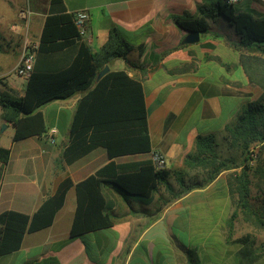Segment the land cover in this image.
I'll use <instances>...</instances> for the list:
<instances>
[{"label":"crops","instance_id":"obj_1","mask_svg":"<svg viewBox=\"0 0 264 264\" xmlns=\"http://www.w3.org/2000/svg\"><path fill=\"white\" fill-rule=\"evenodd\" d=\"M215 1L64 0L69 12H89L92 50L100 49L114 27L134 46L127 58H114L108 66L142 81L152 149L114 161H140L161 152L169 174L147 198L125 195L106 183L103 193L113 224L78 237L70 236L77 205L71 187L53 223L27 232L18 250L0 255V264H191V250L195 264H240L241 245L228 238L248 232L254 233L255 246L264 247V230L246 218V212L261 214L263 209L236 208L239 194L232 183L245 160L230 145L229 135L256 93L240 56L256 51L239 44L223 16L207 18L209 31L200 33L195 43L184 42L189 30L177 22L200 17L198 6ZM235 6L264 16V0H242ZM50 12L51 0H0V91L25 94L28 78L19 76L26 84L16 85L8 73L14 71L26 39L39 45ZM63 52H54V60ZM82 95L77 92L38 109L48 127L46 135L17 141L11 137L8 144H0L10 149L8 161L0 160V212L33 214L64 179L77 184L110 162L102 146L72 163L65 161L70 124ZM198 135H212L213 141L202 155L206 161L189 164L188 158L198 153ZM256 148L262 167L264 146ZM220 163L226 165L211 178ZM254 177L264 197V176ZM252 264H264V255Z\"/></svg>","mask_w":264,"mask_h":264},{"label":"trees","instance_id":"obj_2","mask_svg":"<svg viewBox=\"0 0 264 264\" xmlns=\"http://www.w3.org/2000/svg\"><path fill=\"white\" fill-rule=\"evenodd\" d=\"M198 9L200 17L177 19L179 26L203 33L210 28L207 18L223 16L237 34L242 47L257 52L264 45V17L257 15L253 9H238L226 0L200 5ZM133 48L114 27L100 49L92 50L83 40L74 15L67 11L64 0H51V12L41 32L35 67L27 80L25 94L17 97L8 91H0L1 117L13 127V141L30 136L42 137L48 133V127L43 113L38 109L52 100L70 98L77 92H83L70 124L69 144L63 154L65 161L72 163L102 146L107 150L110 162L77 184L69 177L64 179L56 193L45 198L33 214L13 209L1 211L0 255L18 250L27 232L50 226L73 186L77 205L70 236L78 237L113 224L103 193L106 183L125 195L147 198L158 189L160 183L166 181L168 169L156 168L151 158L125 163L114 161L117 156L146 153L152 149L142 81L130 76L126 70L109 69L98 78L99 72L111 60L127 58ZM58 51H64L58 57L59 61L52 56ZM70 51H73L71 55ZM240 62L249 82L262 90L261 100L249 102L229 128L230 145L245 160L241 172L234 176L232 183V190L239 194L236 208L251 211L253 206L249 197L252 176L258 173L264 176V165H259V151L255 165L249 164L256 146H264V56L242 53ZM197 140L198 153L188 158L189 164L195 163V159L206 161L202 155L211 147L213 136L198 135ZM9 154V148L0 146L1 161L7 162ZM224 165H216L210 177H214ZM246 213V218L251 219L252 224L264 229V208L261 214ZM236 215L234 211L229 221L230 227ZM230 238L228 241L241 245L238 252L240 264H252L264 253L257 251L250 233ZM192 253L193 250L189 254L190 261L195 264Z\"/></svg>","mask_w":264,"mask_h":264},{"label":"built area","instance_id":"obj_3","mask_svg":"<svg viewBox=\"0 0 264 264\" xmlns=\"http://www.w3.org/2000/svg\"><path fill=\"white\" fill-rule=\"evenodd\" d=\"M227 3L232 5L239 4L242 0H226ZM74 15L75 24L77 25L79 32L84 41L90 42L91 34L88 29L89 12L86 9H79L72 12ZM38 43H34L30 40H25L23 44L22 54L18 63L14 68V73L18 76L29 78L35 67L36 55L38 51ZM256 156V152L253 151L250 164H253ZM156 168L161 169L166 167V157L161 152H154L151 157Z\"/></svg>","mask_w":264,"mask_h":264},{"label":"rangeland","instance_id":"obj_4","mask_svg":"<svg viewBox=\"0 0 264 264\" xmlns=\"http://www.w3.org/2000/svg\"><path fill=\"white\" fill-rule=\"evenodd\" d=\"M261 1H263V0H261ZM260 17H264V16H260ZM261 47H263V48L260 49L259 51H257L256 54H260V55L264 56V45H262ZM8 74L10 75V80L14 81V83L16 85H23L24 86L26 84V82L21 77L17 76L13 70L10 71ZM255 87H256V93H254L252 101L261 100L262 90L258 86H255ZM11 94L14 96H17V93H11ZM13 132H14L13 127L11 125L5 123L3 118L0 116V144L1 145L8 144V142L10 141V139L12 137ZM258 145H260V144H258ZM254 151L256 152V156H255L253 164H250V162H249L250 165H255V163L257 162V159H258V149L256 148ZM254 176H252V183L250 186L251 194H250L249 198H250V201L252 203L253 208L257 207V208L263 209L264 208V197L259 194L260 189L257 187L256 183H254L256 180ZM250 224L252 225V223H250ZM253 226H254V224H253ZM250 234H252L253 237H255L254 233H250ZM256 248H257V251L259 253H261L262 250L264 252V247L256 246ZM261 255H264V253L263 254L261 253Z\"/></svg>","mask_w":264,"mask_h":264},{"label":"water","instance_id":"obj_5","mask_svg":"<svg viewBox=\"0 0 264 264\" xmlns=\"http://www.w3.org/2000/svg\"><path fill=\"white\" fill-rule=\"evenodd\" d=\"M200 39V32L199 31H189L186 35L184 42L185 43H195ZM109 70V66L106 65L98 74V78L103 76ZM6 126V125H5Z\"/></svg>","mask_w":264,"mask_h":264}]
</instances>
